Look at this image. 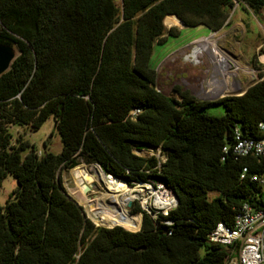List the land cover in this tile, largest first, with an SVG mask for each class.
<instances>
[{
    "label": "trees",
    "instance_id": "16d2710c",
    "mask_svg": "<svg viewBox=\"0 0 264 264\" xmlns=\"http://www.w3.org/2000/svg\"><path fill=\"white\" fill-rule=\"evenodd\" d=\"M235 2L264 11V0H0V43L18 52L0 75V186L16 183L0 205V264L223 263L228 250L208 232L244 202L263 207L264 161L235 159L230 145L236 127L264 136V73L240 95L197 100L175 86L176 99L156 89L150 58L179 34L168 16L214 32ZM215 104L223 114L205 111ZM49 118L58 153L12 142L9 126L36 131ZM148 148L162 157L134 152ZM77 157L128 184L163 182L177 204L152 218L135 203L95 226L58 175Z\"/></svg>",
    "mask_w": 264,
    "mask_h": 264
},
{
    "label": "rangeland",
    "instance_id": "374dc122",
    "mask_svg": "<svg viewBox=\"0 0 264 264\" xmlns=\"http://www.w3.org/2000/svg\"><path fill=\"white\" fill-rule=\"evenodd\" d=\"M115 2L117 5L120 4V0ZM255 18L262 24L260 13L254 14L247 6L238 2L228 9L226 24L214 32L202 25L185 26L175 16H168L164 21L165 28L175 27L179 34L168 36L163 43L153 46L150 62L156 71V89L176 99H179V96L173 90L175 86L188 91L197 100H215L226 95L241 94L248 86L261 79L260 73H264V62L260 57L264 55L262 52L264 25L255 24ZM11 46L15 48V45ZM205 111L211 115H221L224 108L221 104H215L208 106ZM9 131L13 143L18 140L27 141L35 146L38 154L44 150L58 153L61 149L60 137L52 118L46 120L36 131L29 126L13 125L9 126ZM134 152L144 157L151 155L162 157L160 152L153 148ZM77 160L78 164L74 167L78 165L81 167L84 184L89 186L86 192L87 200L102 195L104 203H111L110 197L103 195L107 192L106 186L100 180H96V177L93 178L94 163H86L81 157H77ZM74 167L59 171L61 183L66 192L82 207L85 216L95 226H101L97 223L108 219L103 218L95 222L96 217L90 211L89 203L78 197L80 193H74L75 181L72 170ZM89 175L91 179L87 181L86 176ZM117 179L125 182L127 187H136L133 183L128 184L123 179ZM15 185L10 175L2 180L0 205L4 203ZM214 194L210 192L209 196L212 197ZM135 203L139 205L137 200L131 201L130 206L124 205L126 212L123 216L127 211L131 213ZM138 214L140 216V213Z\"/></svg>",
    "mask_w": 264,
    "mask_h": 264
},
{
    "label": "built area",
    "instance_id": "2783aa9c",
    "mask_svg": "<svg viewBox=\"0 0 264 264\" xmlns=\"http://www.w3.org/2000/svg\"><path fill=\"white\" fill-rule=\"evenodd\" d=\"M137 112L139 109H133L130 115L135 116ZM257 129L264 132L263 121L257 123ZM230 147L235 159L251 155L264 161V136H242L236 127ZM228 148L229 146H224L222 150L226 152ZM246 171L247 167H243L241 178ZM256 179L264 186V175ZM133 184L140 190L134 191L136 197L133 200H137L141 210L152 218H156L158 214L166 215L176 206L174 193L163 182L148 179ZM207 237L210 242L220 244L228 250L222 264H264V202L261 209H254L247 202L242 203L237 208L231 225L218 222Z\"/></svg>",
    "mask_w": 264,
    "mask_h": 264
},
{
    "label": "bare ground",
    "instance_id": "6f19581e",
    "mask_svg": "<svg viewBox=\"0 0 264 264\" xmlns=\"http://www.w3.org/2000/svg\"><path fill=\"white\" fill-rule=\"evenodd\" d=\"M261 58L264 59V55H261ZM72 170H74L73 177L75 181L74 193H80L78 197L89 203L90 211L96 217V219H94L95 222H98L103 218L114 222L118 221L126 212L124 205H127L129 201H133L136 197V193L133 191H140L136 187H127L125 182L114 178L110 174H105L97 166L93 165V178L96 177V180H100L106 186L107 192L103 193V195H108L111 203H104L102 195L94 198L93 200H87L86 192L88 189L86 188V184H84L85 179L83 176V170L79 165L74 167Z\"/></svg>",
    "mask_w": 264,
    "mask_h": 264
},
{
    "label": "water",
    "instance_id": "95a60500",
    "mask_svg": "<svg viewBox=\"0 0 264 264\" xmlns=\"http://www.w3.org/2000/svg\"><path fill=\"white\" fill-rule=\"evenodd\" d=\"M17 54H18L17 50L13 46H11L9 44H1L0 43V75L2 73H4L9 68L10 63L17 56ZM94 165H96L100 169L99 165H97L95 163H94ZM86 188L89 189V186L86 185ZM175 199H176V204H177L178 200H177L176 196H175ZM130 205H131V201H129L127 203V206H130ZM140 216H141V219H142V213H140ZM141 219H140V223H141Z\"/></svg>",
    "mask_w": 264,
    "mask_h": 264
},
{
    "label": "crops",
    "instance_id": "0c3cea01",
    "mask_svg": "<svg viewBox=\"0 0 264 264\" xmlns=\"http://www.w3.org/2000/svg\"><path fill=\"white\" fill-rule=\"evenodd\" d=\"M260 15H261V23L264 25V11H262V12L260 13ZM254 20H255V24L258 23V25H260V26L262 25V24H260V23L257 21L256 18H255ZM254 29H255V28H254ZM260 57H261V56H260ZM262 61L264 62V59H262ZM89 176H91V175H89ZM89 176H86V180H87V181H90V179H91Z\"/></svg>",
    "mask_w": 264,
    "mask_h": 264
}]
</instances>
